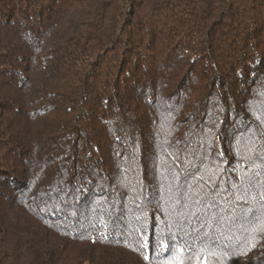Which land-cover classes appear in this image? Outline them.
I'll return each instance as SVG.
<instances>
[{"label": "trees", "instance_id": "16d2710c", "mask_svg": "<svg viewBox=\"0 0 264 264\" xmlns=\"http://www.w3.org/2000/svg\"><path fill=\"white\" fill-rule=\"evenodd\" d=\"M0 264H264V0H0Z\"/></svg>", "mask_w": 264, "mask_h": 264}]
</instances>
